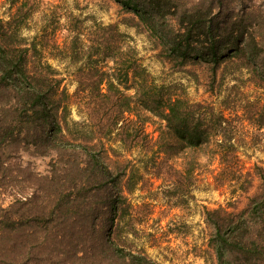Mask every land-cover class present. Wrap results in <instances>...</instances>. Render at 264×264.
Returning <instances> with one entry per match:
<instances>
[{
	"label": "trees",
	"instance_id": "obj_1",
	"mask_svg": "<svg viewBox=\"0 0 264 264\" xmlns=\"http://www.w3.org/2000/svg\"><path fill=\"white\" fill-rule=\"evenodd\" d=\"M114 1L138 18L170 62L206 65L208 91L220 90L228 73L235 83L219 109L192 101L154 84L115 26L94 25V36L85 38L71 25L60 51L72 62L90 63L75 74L77 91L89 87L100 97L74 119L72 94L48 62L43 40L23 36L15 13L0 17V264H157L131 244L125 226L128 189L121 179L129 161L119 148L142 146L149 153L157 144L144 119L138 125L124 117L134 97L165 122L175 142L159 146L164 154L207 152L218 160L216 184L240 181L243 192L252 185L251 173H242L230 93L245 82L238 72L264 87V0ZM129 88L134 94L125 93ZM245 113L263 125V108L247 106ZM22 152L50 158L49 170L21 167L14 160ZM254 174L260 184L243 207L206 210L217 264H264V168Z\"/></svg>",
	"mask_w": 264,
	"mask_h": 264
},
{
	"label": "rangeland",
	"instance_id": "obj_2",
	"mask_svg": "<svg viewBox=\"0 0 264 264\" xmlns=\"http://www.w3.org/2000/svg\"><path fill=\"white\" fill-rule=\"evenodd\" d=\"M261 1L245 0L255 4ZM18 6L20 10L17 11ZM25 12L27 15L24 17ZM11 13H15L16 21L21 23L23 36L31 40L37 35L43 40L48 62L61 73L64 78L62 85L72 94L74 119L83 118L85 106L91 98L94 100L97 91L90 93L89 87L85 91H77L75 74L90 63L72 62L60 51L67 36L66 28H71V25L80 26L85 38L94 36L91 33L94 25L115 26L121 34L120 41L131 49L136 64L144 68L154 84H162L192 101L213 103L219 109L220 101L235 83L228 73V82L223 83L220 90L208 91L209 71L206 65L179 66L170 62L161 54L138 18L114 0H0V17L7 18ZM95 34L101 36L100 33ZM108 64L111 65V61ZM236 74L245 82L230 93V106L238 110L233 125L236 127L242 173H251L252 185L247 192L238 188L240 181L216 184L212 175L218 168V160L207 152L196 154L173 149L164 154L159 146L175 141L166 132L165 122L144 110L137 97L133 98L132 113H124V117L129 116L138 125L144 119L145 132L152 143L157 142L149 153H144L142 146L123 151L117 147L118 143L113 144L125 152L129 161L126 175L121 179L124 185L126 181L128 189L125 191L128 207L125 226L130 228L128 238L134 247L143 250L157 264H217L211 241L213 228L206 219V210L221 206L230 210L233 207L240 209L260 184L254 173L258 167L264 168V120L263 125L258 126L255 123L257 115L246 114L245 108L257 105L264 110V87L246 81L245 73ZM101 87L104 91L105 84ZM125 93L134 94V89L129 88ZM96 98H100L99 95ZM230 111H225V114L234 116L235 111ZM120 124L122 120H119ZM193 158L197 164L189 172ZM14 162L41 172L50 168V158L31 156L27 152H22Z\"/></svg>",
	"mask_w": 264,
	"mask_h": 264
}]
</instances>
